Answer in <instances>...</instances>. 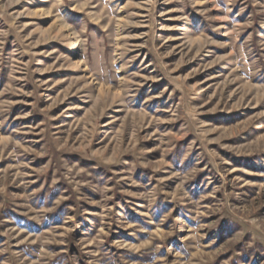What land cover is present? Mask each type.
Instances as JSON below:
<instances>
[{
	"label": "rangeland",
	"instance_id": "374dc122",
	"mask_svg": "<svg viewBox=\"0 0 264 264\" xmlns=\"http://www.w3.org/2000/svg\"><path fill=\"white\" fill-rule=\"evenodd\" d=\"M0 264H264V0H0Z\"/></svg>",
	"mask_w": 264,
	"mask_h": 264
}]
</instances>
